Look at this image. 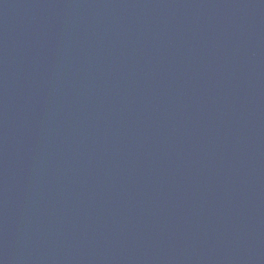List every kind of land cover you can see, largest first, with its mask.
Returning <instances> with one entry per match:
<instances>
[{"label": "water", "instance_id": "1", "mask_svg": "<svg viewBox=\"0 0 264 264\" xmlns=\"http://www.w3.org/2000/svg\"><path fill=\"white\" fill-rule=\"evenodd\" d=\"M0 264H264V0H0Z\"/></svg>", "mask_w": 264, "mask_h": 264}]
</instances>
